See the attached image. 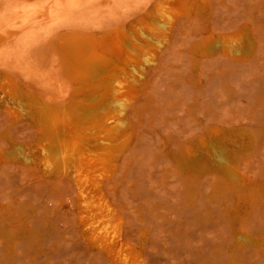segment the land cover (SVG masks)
I'll return each instance as SVG.
<instances>
[{"label":"rangeland","instance_id":"1","mask_svg":"<svg viewBox=\"0 0 264 264\" xmlns=\"http://www.w3.org/2000/svg\"><path fill=\"white\" fill-rule=\"evenodd\" d=\"M18 26L0 48V236L15 238L0 264H116L96 197L42 165L35 97L104 98L123 124L100 184L123 260L264 264V0H0V31ZM110 27L137 39L138 62L118 59L136 81L110 85L121 97L76 92L49 45Z\"/></svg>","mask_w":264,"mask_h":264},{"label":"bare ground","instance_id":"2","mask_svg":"<svg viewBox=\"0 0 264 264\" xmlns=\"http://www.w3.org/2000/svg\"><path fill=\"white\" fill-rule=\"evenodd\" d=\"M11 28L6 32L0 31V48L7 41L9 44L14 35L17 36L15 32H19V26L15 31ZM149 28L152 31L162 29L158 25ZM112 29L114 28L101 29L102 32H62L49 45L57 60L60 76L70 87H75L76 92H92L105 87L104 95L121 97L125 95L126 89L117 93L110 85L136 81L126 71V66L118 63V59H123L126 52L133 53L137 39L127 34L123 28ZM131 59L137 61L133 54ZM33 101L35 132L42 150L44 169L71 171L79 187L80 198L85 201L91 196L96 197L90 213L92 217L98 218L105 230V233L96 237L101 249L110 254L116 264H140L133 257L122 259L124 248L119 247L120 235L106 225L108 216L101 204L100 184L103 183L105 171L117 166L118 156L114 145L123 125L110 123L112 113L106 108L110 103L104 98H93L87 103L68 98V104L51 100L49 102L40 97L33 98ZM215 157L219 163L224 160L221 151L216 152ZM234 197L245 203V195L237 196L235 193ZM239 210L238 205L233 211L238 215ZM139 234L143 237L145 233L140 231ZM0 238L5 247L11 248L15 242V238H11L9 234L1 235ZM261 253L264 254L263 248Z\"/></svg>","mask_w":264,"mask_h":264}]
</instances>
